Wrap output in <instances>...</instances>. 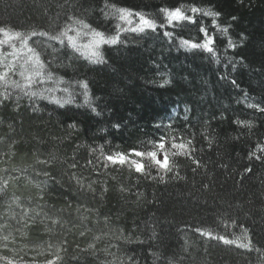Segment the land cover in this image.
I'll return each instance as SVG.
<instances>
[{
	"label": "trees",
	"instance_id": "obj_1",
	"mask_svg": "<svg viewBox=\"0 0 264 264\" xmlns=\"http://www.w3.org/2000/svg\"><path fill=\"white\" fill-rule=\"evenodd\" d=\"M109 3L115 8L105 16L104 0H0V27L24 35L92 26L76 41L80 52L57 43L54 78L40 86L56 89L63 108L18 88L0 104V181H10L0 196V246L11 249L2 254L46 264L64 245V264H264V112L246 107L264 104V0ZM181 5L202 9L189 13L197 24L122 32L117 45H104L94 32L114 36V26L123 25L121 7L142 11L159 25L161 7ZM207 11L221 13L219 28L203 15ZM200 23L216 37L214 55L180 46L182 39L202 42ZM224 27L229 33L219 31ZM229 37L238 44L234 51L227 48ZM97 51L103 62L86 58ZM241 57L245 63L232 71L228 58ZM60 78L89 81L87 102L77 88L75 101L66 103L62 89L68 85ZM164 80L171 83L161 87ZM5 92L0 82V99ZM161 123L174 128H156ZM162 133L170 142L180 134L183 143L192 140L183 155L169 148L172 169L164 181L149 163L145 175L128 165L105 169L99 151L100 166H87L89 159L96 163L92 146L103 145L104 155L148 152ZM73 157L77 177L85 185L95 182L93 190L71 179L67 163Z\"/></svg>",
	"mask_w": 264,
	"mask_h": 264
},
{
	"label": "snow or ice",
	"instance_id": "obj_2",
	"mask_svg": "<svg viewBox=\"0 0 264 264\" xmlns=\"http://www.w3.org/2000/svg\"><path fill=\"white\" fill-rule=\"evenodd\" d=\"M115 8V5L109 3V0H104L103 7L101 8V14L107 16L108 10ZM119 13V21L123 22L117 23L114 26L115 35L114 36H106L104 31H100L95 29L94 32L101 37H103L104 45H117L120 42V33L124 32H133V33H143L145 29H152L155 30L157 26L163 29L166 26H171L174 24H178L180 22H187L189 24H197L198 19L196 16L192 15L195 13H201L202 9L199 7H193L189 11L184 10V6H176V7H167L163 6L159 9L160 17H162V22L157 24V20L149 19L144 12L142 11H134L131 8L121 7L118 10ZM192 13V14H189ZM203 15L206 17L213 18L212 24L216 28H219L217 25V21L215 18L221 16L219 11H207L203 12ZM133 17H138V23H135ZM79 19V18H77ZM237 17H232L231 20L235 21ZM79 29V30H78ZM92 29V26L89 24L85 25H78L77 27H69L65 26L64 31H61L58 35H52L48 31H31L28 35H24L22 32L17 31L11 27H0V35L3 36L0 39V82H3L6 92L3 94V99H0V104L3 103L4 99H7L9 95H11L10 89H21L24 92V95L30 98H39V99H46L49 103H55L60 105L63 108V104H61L60 99H57L55 96L56 89L48 88V87H40L41 85L45 84V78L48 80H52L54 78L53 69L56 63V57L60 53L61 49L57 47V43L59 45L68 46L71 44V47L75 49L77 52H80L82 48L77 46L76 41L78 40L79 36L84 35L87 31ZM219 31H223L224 34L229 33L230 28L224 27L219 29ZM199 32L203 36L202 42H195L190 39H182L180 41L181 47H190L191 49H204L210 54H215L214 49L216 47V37L209 33L207 27L200 23ZM70 33H75L70 34ZM167 36L169 33L167 31L164 32ZM31 37H37L38 39L34 40L32 44H29V39ZM44 38V39H39ZM246 39L243 34H241V44ZM20 41V46L17 47L15 41ZM67 42V44H66ZM7 45L11 51L4 52L3 47ZM35 45V46H33ZM238 47L236 41L231 39L230 37L227 39V48L231 50H235ZM9 57L11 59H9ZM92 63H101L104 61L103 55L100 51H97L94 56L88 55L86 57ZM229 66L231 67L232 71L236 70L237 63L243 65L245 63L244 58L241 57L238 61L234 60L233 58H228ZM219 62V61H217ZM61 82L66 83L68 86L64 87L62 91L68 94V99L65 101L66 103H73L75 101L76 95L78 94L76 89L82 88L83 95L85 97V101L87 102L88 98V91L90 87V82L87 80H71V81H64L63 78H60ZM23 81V82H21ZM234 85L236 84L235 80L231 81ZM170 80H164L163 84L160 86L163 87L164 85L170 84ZM33 86L37 87V90H32ZM26 90V91H25ZM98 99V98H97ZM18 107V105H17ZM246 107L249 109L254 108L256 111L264 112V104H260L257 100L254 103H247ZM39 110V105L36 104L33 107V111ZM95 112V109H93ZM95 114L99 115L98 112ZM185 120H188V116H184ZM215 119V118H213ZM233 125H237V119L235 118L232 121ZM69 127L71 129H75L76 124H70ZM113 127L119 128V124L113 125ZM174 128L173 125L169 124L165 126L163 123L157 124L156 128ZM100 131H104L101 129ZM184 136L180 134L178 137H173L170 142V138L166 133H162L154 142H152V150L148 152L139 151L136 149L131 150L130 155H126L123 152L117 153H110L104 155V146H92L90 151L96 160V163L93 162V159H89L87 162V166H91L96 168L100 166L99 161L100 157H95V153L99 151L101 153V157L103 158V168L107 169L109 165H128L137 174L145 175L146 172V160H150L155 166L160 170L162 173L159 176L161 181H164L166 175L172 169L171 159L169 148L172 151L182 150L180 152L181 155L184 152H187L189 146L191 145V138H189L188 143H183ZM163 156V159H161ZM135 157V158H132ZM39 163H43L48 167L52 165L51 161L47 159H41ZM197 163H199L197 161ZM80 165L73 157L71 163H67L68 170L72 173L71 179L76 180L77 184L81 187H87L88 190H93V183L83 184L82 180L77 177L74 170H76ZM7 172V169L4 170ZM45 177L49 174L47 172L44 173ZM155 179V177H153ZM2 183V190H0V196L4 195V192L7 191V186L10 183L8 180L0 181ZM44 183H47L45 180ZM107 189H105L106 191ZM43 199V197H40ZM59 223V221H56ZM7 240V237L4 238ZM66 244V242H65ZM94 245L89 244L88 247L92 248ZM5 251H11L8 249L7 245L0 246V264H27L24 261L22 256H17L13 258L11 256H4L2 253ZM65 251L64 245L56 246L55 250L51 252L52 258L48 259L46 264H64V257L61 255L62 252Z\"/></svg>",
	"mask_w": 264,
	"mask_h": 264
},
{
	"label": "rangeland",
	"instance_id": "obj_3",
	"mask_svg": "<svg viewBox=\"0 0 264 264\" xmlns=\"http://www.w3.org/2000/svg\"><path fill=\"white\" fill-rule=\"evenodd\" d=\"M132 158H135V157H132ZM161 159H163V156H161ZM145 163H149L150 166H154V167H156L155 164H153L150 160H146ZM156 169H158V168L156 167ZM158 170H159V169H158Z\"/></svg>",
	"mask_w": 264,
	"mask_h": 264
},
{
	"label": "bare ground",
	"instance_id": "obj_4",
	"mask_svg": "<svg viewBox=\"0 0 264 264\" xmlns=\"http://www.w3.org/2000/svg\"><path fill=\"white\" fill-rule=\"evenodd\" d=\"M130 155V154H129Z\"/></svg>",
	"mask_w": 264,
	"mask_h": 264
}]
</instances>
